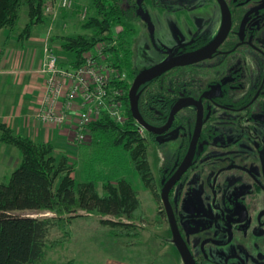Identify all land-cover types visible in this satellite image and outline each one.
Listing matches in <instances>:
<instances>
[{
  "label": "flooded vegetation",
  "instance_id": "flooded-vegetation-1",
  "mask_svg": "<svg viewBox=\"0 0 264 264\" xmlns=\"http://www.w3.org/2000/svg\"><path fill=\"white\" fill-rule=\"evenodd\" d=\"M147 1L138 0L135 14ZM152 3L160 7L165 0ZM173 4L178 14L189 16L179 35L183 39L165 60L185 59L227 36L211 58L157 78L165 76L160 83L167 84L166 97L143 102L151 81L139 90L142 118L157 129L169 125L183 102L166 134L142 127L144 138L167 151L169 167L166 172L165 165L160 169L159 197L162 200L163 188L187 161L189 168L172 188L170 201L196 263L264 264V0ZM125 47L129 66L127 56L133 51L127 43ZM153 66L135 69L140 74ZM169 229L167 244L178 252Z\"/></svg>",
  "mask_w": 264,
  "mask_h": 264
},
{
  "label": "trees",
  "instance_id": "trees-1",
  "mask_svg": "<svg viewBox=\"0 0 264 264\" xmlns=\"http://www.w3.org/2000/svg\"><path fill=\"white\" fill-rule=\"evenodd\" d=\"M46 1L0 0V30L9 29L10 35L15 32L22 9L27 6L29 20L20 33V39L29 38L34 28L44 22ZM138 5V0H96L94 8L98 16H91L83 25L85 30L93 33L67 37L62 45L65 52L74 56L71 66L79 68L83 64L84 53L91 51L100 42L113 40V31L118 26L124 29L121 37L123 40L130 33L128 23L134 21ZM127 63L131 80L134 81L139 72L133 67L131 55L127 56ZM162 79L165 80V76ZM162 79H155L147 85H152V89L148 99L143 100L144 103L167 96V84L160 83ZM126 88L129 91L131 85H126ZM126 105L130 118L127 124L118 125L105 116L93 126L94 146L105 152V155L107 150L128 153L138 177L153 191L156 177L148 158L149 141L141 135L132 117L129 93ZM161 112L166 113L165 110ZM0 129L2 142L17 148L22 156L21 166L6 183H0V264H36L44 258L48 248L55 250L70 243L71 220L80 216L79 212L119 220H102L105 225L122 228L115 231L117 237L139 234L133 229V224L144 221L145 213L140 195L128 179L119 178L116 185L105 181L104 192L101 194L98 190L100 176L91 172L89 167L86 181L79 183L73 176L75 170L71 161L66 156L57 157L52 144L36 143L26 136L16 134L5 125L0 124ZM98 156L96 153L94 160ZM34 212L51 213L56 217L30 216ZM123 219L132 224L124 223ZM54 227L60 229L62 236L50 243ZM66 264L75 262L69 261Z\"/></svg>",
  "mask_w": 264,
  "mask_h": 264
},
{
  "label": "rangeland",
  "instance_id": "rangeland-1",
  "mask_svg": "<svg viewBox=\"0 0 264 264\" xmlns=\"http://www.w3.org/2000/svg\"><path fill=\"white\" fill-rule=\"evenodd\" d=\"M53 1L60 2L62 0H47L43 9L44 12L46 6L52 4ZM71 1L74 3V7L71 10H61V13H64H58L56 20L53 19V16H44V22L36 26L32 32V34H36L37 32L46 37L50 35L49 37L53 41L49 45V51H53L52 53L56 55H58L56 47L58 46L59 50L67 37L92 34L93 31L85 30L83 25L91 16H98L94 8L96 0ZM174 1L182 3L188 0H165V4H162L160 7H155L152 0H149L145 4V7L141 8L133 16L134 21L128 23L130 33L123 41L126 39V43L133 51L132 60L135 68L137 66L141 68L140 70H145L152 65L160 64L180 44L182 37H179V35L183 31L182 28L184 29L185 27L187 19L185 16L189 15L184 13L178 14L179 9H176L177 5L173 4ZM85 8L88 10L87 19L82 17V11ZM28 20V7L24 6L21 12L20 23L15 33L20 34ZM118 32H121V28H116L113 31V36L114 33L116 35ZM64 55L68 59H73L72 54L64 52ZM125 66L124 69L129 73L130 69L127 68L128 65ZM66 153L71 155V157L67 158L74 167L73 176L79 183L86 181L88 167L90 171L92 170L96 175L100 176L98 190L101 194L104 192L103 185L105 181L116 185L117 179H128L140 195L145 220L137 221L133 224V229L139 233L138 235L117 237L114 235L115 231H120L122 228L105 225L102 223V220L108 219L113 222L119 220L113 217L101 218L79 212L78 215L80 216H75L71 220V242L55 250L48 248L44 258L36 264H66L69 261H74L75 264H106V258H108L109 254L112 256L119 255L121 256L120 258L134 262L137 258L143 257L142 255L145 256L146 249L144 246H151L148 250L153 253V257L164 256L160 254L163 246H166V240L172 238L166 210L159 197L160 169L165 165L164 169L166 172V169L169 167L166 149L163 148L162 150L150 142L148 144V158L156 177V185L153 191L148 189L138 177L137 172L132 167L130 155L124 151L107 150L105 155V152L96 148L93 140L90 139L84 144L71 143ZM96 153L99 156L94 160ZM64 155L65 153L62 154V156ZM30 216L35 218L56 217L51 213L40 212L30 213ZM122 221L132 224L127 219H123ZM61 236L62 232L60 229L54 227L50 234V243ZM108 242H116L118 245H124V248H114L109 244L110 247H106ZM155 246H158V248ZM158 262L160 263L159 260Z\"/></svg>",
  "mask_w": 264,
  "mask_h": 264
},
{
  "label": "crops",
  "instance_id": "crops-1",
  "mask_svg": "<svg viewBox=\"0 0 264 264\" xmlns=\"http://www.w3.org/2000/svg\"><path fill=\"white\" fill-rule=\"evenodd\" d=\"M20 35L15 32L10 35L9 29L0 30V124L36 143L52 144L57 157L64 153V156L71 157L66 152L71 143H76L74 128L68 123L59 125L43 118L47 104V82L51 78L46 73L48 51L53 40L50 35L46 37L37 32L29 38L20 39ZM56 48L58 55L53 54L58 58L59 67L72 69L74 56L73 59H68L63 47L59 50L58 46ZM65 103L64 98L59 99L58 109L63 108ZM79 108V103H76L74 110ZM75 113L72 111L68 114L73 117ZM91 139L93 140V134ZM21 164L19 150L2 142L0 129V183H6ZM108 244L114 248H124L120 243L108 242L106 247H110ZM165 245L160 253L164 256L161 257H153V253L148 250L151 246H144L145 256L142 255L134 262L109 254L106 264H183L176 249Z\"/></svg>",
  "mask_w": 264,
  "mask_h": 264
},
{
  "label": "built area",
  "instance_id": "built-area-1",
  "mask_svg": "<svg viewBox=\"0 0 264 264\" xmlns=\"http://www.w3.org/2000/svg\"><path fill=\"white\" fill-rule=\"evenodd\" d=\"M73 7L71 0L53 1L46 6L44 16H53L56 20L61 10H71ZM82 17L88 18L86 8L82 11ZM116 28H121V32L116 35L114 33L113 40L100 42L91 51L84 53L83 64L77 69H61L58 58L48 51L46 73L51 78L47 82V104L43 118L47 122L71 125L76 132L77 144L89 141L93 126L105 116L118 125L130 121L126 105L130 89L128 91L126 85L132 83L128 71L124 69L126 39L123 41L121 38L123 27ZM61 98L66 103L58 109V100ZM76 103L80 107L77 111L74 110ZM72 111L76 112L73 117L68 114ZM139 128L144 136V129Z\"/></svg>",
  "mask_w": 264,
  "mask_h": 264
},
{
  "label": "water",
  "instance_id": "water-1",
  "mask_svg": "<svg viewBox=\"0 0 264 264\" xmlns=\"http://www.w3.org/2000/svg\"><path fill=\"white\" fill-rule=\"evenodd\" d=\"M225 9V8H224ZM226 18V24H229L231 22L230 13L226 12L225 15ZM230 21V22H229ZM229 28V27H228ZM228 30V29H227ZM227 33V31H226ZM225 34V33H224ZM227 34L220 39H218L214 45L209 47L208 49L198 52L196 54L191 55L190 57H187L185 59L172 61V57L168 60L163 61L162 63L153 66L152 68L141 72L137 78L134 80L132 87L129 91V101H130V109L133 119L136 121L137 124H139L141 127L146 129L149 133H153L155 135H164L168 132L170 128V124L172 122L173 117L175 114L183 108V102H180L177 104L174 114L172 115V118L169 122V125H167L163 129H157L154 127H151L148 125L144 119L142 118L140 107H139V90L140 88L145 85L146 83L153 81L154 79H157L167 73L168 71L172 70L175 67H184L187 65L199 63L202 61H205L212 57V54L216 50V48L223 42ZM189 168V164L184 162L175 176L165 185V187L162 190V202L164 204L168 220L173 232L174 236V243L176 245V248L181 256V259L183 261V264H197L192 253L190 252V249L188 248L185 240L183 239L182 233L180 231V227L175 215L174 208L172 206V203L170 201V192L172 188L177 184V182L180 180L182 175L187 171Z\"/></svg>",
  "mask_w": 264,
  "mask_h": 264
}]
</instances>
